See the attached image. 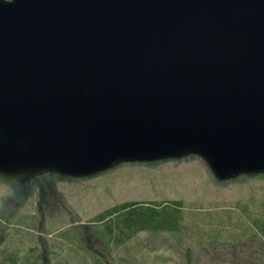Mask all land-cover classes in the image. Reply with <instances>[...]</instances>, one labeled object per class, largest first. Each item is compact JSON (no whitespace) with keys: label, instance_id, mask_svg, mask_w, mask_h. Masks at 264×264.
<instances>
[{"label":"water","instance_id":"obj_1","mask_svg":"<svg viewBox=\"0 0 264 264\" xmlns=\"http://www.w3.org/2000/svg\"><path fill=\"white\" fill-rule=\"evenodd\" d=\"M189 156L264 174V0H0V176Z\"/></svg>","mask_w":264,"mask_h":264},{"label":"rangeland","instance_id":"obj_2","mask_svg":"<svg viewBox=\"0 0 264 264\" xmlns=\"http://www.w3.org/2000/svg\"><path fill=\"white\" fill-rule=\"evenodd\" d=\"M56 187L64 207L50 205L47 213L51 216L40 219L35 193L18 205L12 189L0 180V232L5 234L1 249L3 254L16 253L17 264L36 254L43 264H77L63 243L68 234L78 247L97 249L111 264H121L120 248L114 250L104 242L101 246L95 216L123 202L178 199L184 204L187 229L127 232L124 247L134 250V255L126 256L128 261L263 264L264 239L248 221L241 223V215L244 209L253 221L264 224V174L217 181L199 157L189 156L151 164L121 163L90 177L63 178ZM118 219L113 215L112 223Z\"/></svg>","mask_w":264,"mask_h":264},{"label":"trees","instance_id":"obj_3","mask_svg":"<svg viewBox=\"0 0 264 264\" xmlns=\"http://www.w3.org/2000/svg\"><path fill=\"white\" fill-rule=\"evenodd\" d=\"M62 179L63 177L54 173H45L32 178L26 183H19L0 176V180L4 181L12 189L14 198L16 201H19L18 205H21L27 198L35 193L36 208L40 219L44 218L46 215L51 216V214L47 213L50 205H60L64 207L62 198L56 187L57 182ZM183 205V201L180 199L149 202L129 201L115 204L95 216L93 221L98 225V234L96 233V236L98 240H100V244L104 242L105 245H109L114 250L121 249L119 252L123 254V256L121 258L118 257V259L121 260V264H129L130 262H134V264H143L138 261L135 262L133 258L129 259V261L126 259L129 253L134 255V253H132V251H134L133 249L129 251V249L126 250L124 247V238L126 241L128 238L127 232H184L183 230L187 228L183 223L185 214ZM242 211L243 214L241 216H244V220H241V223L243 222L246 224V221H248L253 230L260 233L261 237L264 239V224L253 221L249 215L244 212L246 210L243 209ZM113 215L119 217L115 223H112ZM245 217L249 219L247 220ZM4 236L5 234L0 232V264H17L16 253H11L10 255L3 254L1 246L4 241ZM262 242L264 245V241ZM63 243L68 244V248L72 250V253L75 255L74 258L77 264H111V262L107 261L105 256L97 249L95 251H87L81 245L78 247V243H75L71 234L64 236ZM101 246H103V244H101ZM39 258L40 256L36 254L33 259L24 264H43L40 262Z\"/></svg>","mask_w":264,"mask_h":264}]
</instances>
